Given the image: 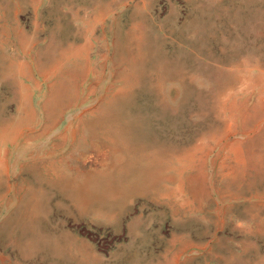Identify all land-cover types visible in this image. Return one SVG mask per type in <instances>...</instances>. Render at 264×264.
I'll return each instance as SVG.
<instances>
[{
  "label": "rangeland",
  "instance_id": "rangeland-1",
  "mask_svg": "<svg viewBox=\"0 0 264 264\" xmlns=\"http://www.w3.org/2000/svg\"><path fill=\"white\" fill-rule=\"evenodd\" d=\"M76 46L86 63L42 72ZM128 72L125 149L79 117ZM5 128L0 264H264V0H0ZM174 145L193 151L179 173L156 153ZM144 167L151 187L132 182Z\"/></svg>",
  "mask_w": 264,
  "mask_h": 264
},
{
  "label": "bare ground",
  "instance_id": "bare-ground-1",
  "mask_svg": "<svg viewBox=\"0 0 264 264\" xmlns=\"http://www.w3.org/2000/svg\"><path fill=\"white\" fill-rule=\"evenodd\" d=\"M67 52L68 51L66 50L65 53L67 54ZM66 54L61 59L57 60L54 64L49 65L47 68L43 69L42 72H44L45 75L48 74V73H52L54 75L59 70H62L63 66H65L67 64H71V63L73 64V63H75L76 62V59H79L80 60L82 57L83 58L85 57V63L88 61L87 58H86L85 50L82 49L79 46L74 47L72 50L70 49V52L68 53L67 56H66ZM65 56H66V58H65ZM65 63H67V64H65ZM180 65H181V63H180ZM23 69L24 68H23V66L20 65V63L17 64L16 67H15V71L18 74H20V75L22 73V76H23ZM42 72L40 74L41 75H44V74H42ZM70 77H73V76L70 74L69 78ZM143 77H144V75H143ZM136 80H138V76H135L134 75V72L133 73H129L128 72V75H127L126 79L124 80V83L122 85H120L119 87L115 88L114 90H112L107 95V100H105L104 105L101 106V108L99 110L96 109V111H95L96 113L95 112L88 113L87 110H83L82 116L79 117V121L82 123V125L83 126H86V129L89 130V131L90 130H96L97 131V134L102 135L104 138H106L107 140H109L111 142L113 141V140H111V137H112L111 135H114V132H111L110 129L111 128H115L116 131L118 129V131H119L118 134L120 136H123L125 134L124 137H121L119 139L120 141H124V143L122 142V145L121 146L123 148L125 147V149L126 148L128 149L129 148V146H127L128 145V143H127L128 141H126V140H127L128 137H134V136H132L130 134L131 133V131H130V128L131 127L130 126H131V123H132V119L128 121V120L124 119L123 117L124 116H127V115H129V116H127L129 118L132 117L130 115V112L132 111L131 110V105L128 103V99H130L129 97L131 96V94L133 92V89H134ZM159 84H161V86H160V90H161L162 89V82H160ZM19 89H20L19 91L21 93L24 92L23 89L21 90V87ZM178 92H179V90H178ZM78 94H79L78 92H77V94H73V92H70L63 99V103H64L65 100H66V102H68V100L70 102V100L72 99L73 95L76 96V97H78ZM162 96H164V95L162 94ZM108 98H110L109 101H108ZM134 99L135 98H133V100ZM167 101H168V99H167ZM170 103H171V101H170ZM128 104H129V106H127ZM112 105H114L115 107L110 111L108 109V106L112 107ZM52 107H54V106H52ZM57 108H59V107H57ZM100 110H103V111H100ZM233 112L234 111L231 110L230 113L226 114L225 117H223V121H221L222 122L221 129L223 128V131L224 132L226 130H228V128H232V126H234V125H232L233 122L230 120ZM85 113H88L89 115L84 117L83 115ZM98 126H100V128H98ZM223 126H225V127H223ZM133 129H134V127H133ZM136 132H137V130H136ZM142 132H143V128H142ZM0 134H1L0 135V172H1V170L2 171L5 170V168H6L5 166L7 164L6 157H5L6 151H7L6 150V143L11 142L14 137L10 133L9 128L8 129L5 128V129H2V130L0 129ZM135 135H137V133ZM134 138H137V137H134ZM115 139H117V138L115 137ZM131 140H133L132 143H134L136 145H140L141 146L140 148L143 149V150H145V148L147 147L146 144H149V143H147V142H149L148 140L146 142L145 141H142V142H139L138 141V142H136L134 139H131ZM214 140L216 142L219 139H215L214 138ZM202 141H204V140L202 139ZM132 143H131V145L134 146V144H132ZM199 144H201V140L199 141ZM225 147H228L227 148V151L230 152L234 156V159H235V161L237 163L240 162V160H243L242 158L240 159V155H243L244 152L242 150L241 143L239 141L228 142ZM136 148H137V146H136ZM177 149H178V147L176 145H174L173 148L164 147L163 149H158L156 151L157 154H158V151H161V150H162L161 152L166 153V155H167V153L172 154L170 156L171 158H168L167 164H168V167H169L170 166V162L171 163H175L177 161L178 167H175V166L172 165V169H174V173H179V171H181V168L182 169L185 168V166L189 165L191 163L192 159H193V156H192L193 151H190L189 148H182L180 151H178ZM116 153H117V151H116ZM145 167H146V165H145ZM145 167L142 168V170L140 171L137 179L135 178V180H132V182L136 183L137 185H140L141 184L142 186L145 185V187H151L152 185H154V179L152 180V178H153L152 176L153 175L150 176L149 173H147L148 172V168L145 169ZM162 169H163V167H162ZM131 171H132V169H131ZM162 172L165 173V171H162ZM113 175H112V177H113ZM103 178L104 177H102L101 179H103ZM163 178L164 177H161L160 178L161 181L159 180L160 182H158V184H160V185L163 184V183L161 184V182H164L165 181ZM173 178H175L176 184L173 187H169L168 188V192L170 191L172 194H174L173 196L182 195V193H181L182 190H183L182 180L177 179L179 177L175 176V174H174ZM69 179H72L73 180L74 178H70L69 177ZM114 180L115 179H111V181H114ZM119 182L122 185H126L124 182H121V181H119ZM74 184L75 185L73 187V191L75 192V194H78L80 191H81V194H82V190H80L81 189L80 184L79 183L77 184V182H74ZM186 187H187V185H186ZM122 188L123 187H120L119 189L123 190ZM118 191H120V190H118ZM113 197L115 199L121 198L122 197V193L121 192H115V194H113ZM180 200L182 201L183 199L180 197Z\"/></svg>",
  "mask_w": 264,
  "mask_h": 264
}]
</instances>
